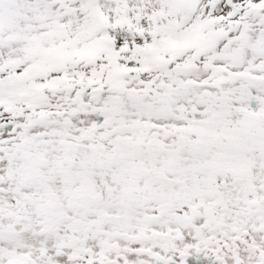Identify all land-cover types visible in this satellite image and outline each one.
<instances>
[{
	"label": "snow or ice",
	"instance_id": "1",
	"mask_svg": "<svg viewBox=\"0 0 264 264\" xmlns=\"http://www.w3.org/2000/svg\"><path fill=\"white\" fill-rule=\"evenodd\" d=\"M0 264H264V0H0Z\"/></svg>",
	"mask_w": 264,
	"mask_h": 264
}]
</instances>
